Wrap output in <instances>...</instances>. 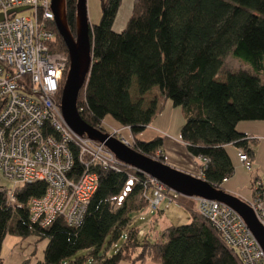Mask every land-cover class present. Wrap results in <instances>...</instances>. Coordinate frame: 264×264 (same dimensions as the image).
Returning <instances> with one entry per match:
<instances>
[{"label": "trees", "instance_id": "1", "mask_svg": "<svg viewBox=\"0 0 264 264\" xmlns=\"http://www.w3.org/2000/svg\"><path fill=\"white\" fill-rule=\"evenodd\" d=\"M123 0H102L100 22L91 31L92 65L80 92L78 109L91 126L108 131L104 121L111 116L119 125H129L137 137L160 111V104L176 98L183 107L185 123L181 139L197 160L209 158L203 178L222 187L235 173L229 145L245 150L253 160L255 151L247 135L240 132L241 121H264V0H135L126 27L113 29ZM78 0H66L67 20L76 35ZM55 49L68 52L54 24ZM232 55L248 64L249 70L219 74L225 58ZM135 89V95L133 94ZM156 91L155 96L147 95ZM137 139V138H136ZM163 137L136 140V151L167 163ZM77 159L78 151L75 150ZM76 173L82 171L77 162ZM98 188L80 227L69 226L59 216L48 227L30 220L29 204L45 194L46 184L37 181L17 189V204L8 203L0 191V261L7 234L25 239L37 235L47 239L43 260L35 264H85L77 257L90 250V264H240L220 236L204 220L171 225L164 230V242H152L140 235V228L128 229L129 212L148 206L141 181L128 186V171L114 172L95 167ZM259 179L254 176V181ZM223 188V187H222ZM182 199H188L181 196ZM190 200V199H189ZM192 211V210H191ZM116 244L111 255H100L108 235Z\"/></svg>", "mask_w": 264, "mask_h": 264}, {"label": "built area", "instance_id": "2", "mask_svg": "<svg viewBox=\"0 0 264 264\" xmlns=\"http://www.w3.org/2000/svg\"><path fill=\"white\" fill-rule=\"evenodd\" d=\"M0 14L4 16L0 20V173L11 183L9 187L0 186V191L15 208L17 189L42 181L46 184L45 194L30 200L31 222L45 228L62 216L69 226L80 227L98 188L95 167L114 172L142 171L119 160L105 143L78 135L65 121L61 97L70 56L55 49L52 0H0ZM106 133L131 148L137 140L129 125L111 127ZM238 158L243 167H253L245 150L238 149ZM199 160L203 171L209 158ZM77 162L82 168L80 173L75 170ZM127 173L128 186L140 181ZM142 173L150 213L158 211L166 199L169 205L182 196ZM187 198L196 204L197 216L213 228L240 264H264L260 243L236 210L214 199ZM247 202L264 224L262 180L254 181L253 197ZM139 233L143 236L146 231L140 229Z\"/></svg>", "mask_w": 264, "mask_h": 264}, {"label": "rangeland", "instance_id": "3", "mask_svg": "<svg viewBox=\"0 0 264 264\" xmlns=\"http://www.w3.org/2000/svg\"><path fill=\"white\" fill-rule=\"evenodd\" d=\"M135 0H123L122 6L115 18L113 29L117 32L122 31L132 14V9ZM88 18L90 24L97 25L100 22L102 15V0H87ZM249 65L237 61L232 55H228L225 58L224 66L219 74V78L223 79L229 71H236L239 69L249 70ZM156 91L149 93L147 99H151L155 96ZM135 95V89H133ZM253 121H241L239 124H247ZM185 123V113L183 107L177 102L176 98H170L163 104H160V111L153 118L150 125L145 131L138 135L136 138L141 141H150L157 136L164 138V154L167 156V163L172 165V162L178 166H173L179 170L186 171L183 168H179V165L186 167L188 165L194 166L199 170L200 166L195 163V160L182 143L181 129ZM238 124V125H239ZM104 125L109 130L111 127H117L119 124L111 117L108 116ZM128 135V133H125ZM257 136H252L250 139V145L255 150L257 162L253 164L251 169L241 167L238 159L236 158V149L233 146L228 147L229 153L233 158H236V171L231 177V181L224 185L227 192L236 195L237 197L251 201L253 194L254 176H256L257 168L259 167V174L262 176L264 182V138L259 140H253ZM159 152H157L158 154ZM158 155L161 156V153ZM129 174L137 177L134 169L127 170ZM203 177V176H202ZM236 183L238 186H232ZM11 183L7 181L0 173V186L9 187ZM131 185L127 186L121 198H125L128 194V190ZM196 204L189 199H182L181 197L177 202L169 203L166 199L159 207V210L154 214L150 213L146 208L143 211L132 210L129 215L132 219L128 225V229L137 227L144 229L148 234L152 242H164L167 239V235L164 234V230L169 225H184L192 222L196 216L198 220H201L195 212ZM161 210V212H159ZM192 210V211H191ZM147 235V234H145ZM143 234V236H145ZM124 242V238H119L116 241L117 246H120ZM48 244L47 239H39L37 235H30L23 239L22 237L14 234H7L2 245V252L0 264H35L39 260H43L45 257V249ZM112 241V233H110L104 243L103 249L100 255L107 253L111 255L117 249ZM77 257H84L87 259L85 264H90L92 260L90 250H82L77 254ZM120 264H130L129 262H121Z\"/></svg>", "mask_w": 264, "mask_h": 264}, {"label": "water", "instance_id": "4", "mask_svg": "<svg viewBox=\"0 0 264 264\" xmlns=\"http://www.w3.org/2000/svg\"><path fill=\"white\" fill-rule=\"evenodd\" d=\"M52 10L55 14L56 27L70 56V66L61 97L62 113L69 127L80 136L86 135L92 140L105 143L119 160L158 179L169 189L184 197L199 196L214 199L232 207L243 217L264 251V224L247 201L222 187L211 185L200 176L179 170L168 163L136 151L108 133L91 126L81 117L78 109L79 95L86 85L92 65L93 26L88 18L87 0L77 2L76 35L72 33L68 24L66 0H52ZM3 17L0 14V20Z\"/></svg>", "mask_w": 264, "mask_h": 264}, {"label": "crops", "instance_id": "5", "mask_svg": "<svg viewBox=\"0 0 264 264\" xmlns=\"http://www.w3.org/2000/svg\"><path fill=\"white\" fill-rule=\"evenodd\" d=\"M122 3H123V1H122ZM121 6H122V4H121ZM121 8V7H120ZM120 10V9H119ZM119 12V11H118ZM238 129L240 130V132H243L244 134H247V135H250V136H257L255 139H253V140H259L260 138H264V121H253V122H250V123H247V124H239L238 125ZM163 141H164V138H163ZM182 141V140H181ZM182 143L185 145V147H186V149H187V145L182 141ZM249 145H250V140H249ZM229 146H233L235 149H236V158L238 159V161H239V158H238V148L237 147H235L234 145H229ZM228 146V147H229ZM164 147V146H163ZM250 147H251V145H250ZM252 149H253V147H251ZM254 150V149H253ZM255 151V150H254ZM164 152V151H163ZM165 155V154H164ZM166 156V155H165ZM192 156V155H191ZM230 156H231V158H232V161H233V163H234V165H235V171H236V158H233L232 157V155H231V153H230ZM193 157V156H192ZM166 158H167V156H166ZM193 159L195 160V163L197 164V165H199L200 166V168H199V170L197 169V168H195L194 166H190V165H188V166H184V167H182V166H180L179 165V168H183V170L185 169L186 171L185 172H187V173H190V174H193V175H196V176H200V177H202L203 175V173H202V168H201V161L199 160V159H195L194 157H193ZM257 162V157H256V154H255V156H254V159H253V164H255ZM239 163H240V165H241V167H243V165L241 164V162L239 161ZM172 164H173V166H178V163H176V165L172 162ZM172 166V165H171ZM257 173H256V176H258L259 177V179L260 180H262V176L259 174V167L257 168ZM235 174V173H234ZM203 178V177H202ZM231 181V178H229L226 182H223V184H222V187L224 188V185L225 184H227V183H229ZM263 181V180H262ZM264 183V182H263ZM238 185H240V184H238ZM236 183H233L232 184V186H238ZM225 189V188H224ZM252 197H253V194H252ZM159 212H161V210L159 211ZM169 226H171V225H169ZM168 226V227H169ZM167 227V228H168ZM166 228V229H167ZM145 234H147L148 235V237H149V234L146 232ZM135 264H158L157 262H154V261H151V260H147L146 262H144V263H140V262H137V263H135Z\"/></svg>", "mask_w": 264, "mask_h": 264}]
</instances>
